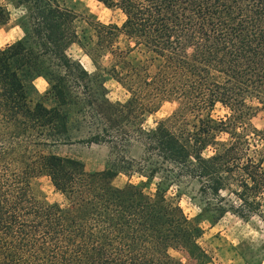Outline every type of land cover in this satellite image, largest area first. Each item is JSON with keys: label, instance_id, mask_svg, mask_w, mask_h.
Here are the masks:
<instances>
[{"label": "trees", "instance_id": "trees-1", "mask_svg": "<svg viewBox=\"0 0 264 264\" xmlns=\"http://www.w3.org/2000/svg\"><path fill=\"white\" fill-rule=\"evenodd\" d=\"M96 1L121 10L123 23L90 16L80 28L62 0L0 3V25L9 3L24 10L22 38L0 48V264H182L172 250L199 258L203 221L264 217V128L252 121L264 112V0ZM121 34L134 46L117 50ZM74 44L94 71L72 56ZM109 79L125 100L110 98ZM172 100L177 109L147 127ZM219 103L224 118L212 115ZM77 143L106 144L113 158L90 172L54 151ZM135 143L138 160L128 155ZM135 173L159 178L156 191L114 184ZM42 176L64 204L47 199ZM177 182L198 184L197 218L168 196Z\"/></svg>", "mask_w": 264, "mask_h": 264}, {"label": "rangeland", "instance_id": "rangeland-1", "mask_svg": "<svg viewBox=\"0 0 264 264\" xmlns=\"http://www.w3.org/2000/svg\"><path fill=\"white\" fill-rule=\"evenodd\" d=\"M62 1L79 14L78 25L80 28L86 25L84 20L90 16H95L105 23H115L118 25H121L124 21V14L121 10L118 8H107L96 0ZM17 26H19L17 18L15 20L11 18L9 23L0 25V48L15 42L23 36V30L20 26V32H13V29ZM132 46H134V42L126 35L121 34L117 43V50H127ZM69 51L74 58L81 60L89 71L92 72L95 70L91 59L77 44L72 45ZM141 55V52L137 49H134L131 53V57L135 59L141 57ZM111 59V55L105 56L102 60L103 65L109 66ZM35 84L42 94L46 92L48 88L46 80L39 78L35 81ZM107 86L109 88V96L112 100H125L128 97L126 91L113 79L107 81ZM250 102L257 105L255 100H251ZM47 104H50V102ZM177 107L178 102L173 100L165 101L159 110L147 116L146 126L156 127L169 117ZM229 113V109L220 103L212 111V115L215 118H224ZM150 120L151 123H149ZM252 121L258 128H264V112H259ZM54 151L81 159L85 163L86 169L90 172L105 169L113 158L110 147L106 144L98 143L64 145L56 147ZM142 153L143 147L139 143H135L128 155L138 160ZM158 181L159 178L148 180L137 173L130 177L125 174H119L114 179V184L117 186H124L128 182L141 184L147 193H153L156 191ZM36 182L50 202L64 204V197L55 190L48 177H39ZM168 196L175 199L179 204L187 196L190 198L188 201L189 207L196 206L201 208L202 206L201 197L198 193V184L196 182L190 184H181V182L174 183L169 186ZM199 214L200 212L193 219L197 218ZM254 216L259 217V220H253L252 218ZM249 224H251L252 228L261 232L262 235L253 239L248 234L249 228L247 226ZM262 225H264L263 216L255 214L250 219H242L238 215L230 212L215 224L209 221H203L201 223L202 234L198 241L202 247V252L199 258H192L182 248H174L172 253L182 264H264V226ZM228 236L239 240V243L234 244L232 240L228 239Z\"/></svg>", "mask_w": 264, "mask_h": 264}, {"label": "clouds", "instance_id": "clouds-1", "mask_svg": "<svg viewBox=\"0 0 264 264\" xmlns=\"http://www.w3.org/2000/svg\"><path fill=\"white\" fill-rule=\"evenodd\" d=\"M0 3H4V0H0ZM7 6L12 11V19L13 20H15L17 18V16L20 15V14H22L23 11H24L23 9H16L14 7V5H12L11 3H9ZM20 31H21V29L19 28V26H17L16 28L13 29V32L14 33L15 32H20ZM21 38H22V36H21ZM149 123H151V120L149 121ZM219 195L220 196H223V197H227V196H229V191L228 190H225V189H221L219 191ZM189 199H190L189 197L185 196L181 200L180 206H181L182 209H184L185 213L188 215V218L191 219L195 215H197L199 212H201L202 209L199 208V207H196V206L189 207L188 206ZM232 199L234 201H236L237 204H239V203L242 202V201H239V198L235 196V193H232ZM252 219L258 221L259 220V217H255L254 216ZM262 226H264V225H262ZM247 227L249 228V233L248 234H250L253 237V239H255L256 237H260L262 235L261 232H259L256 229L252 228L251 227V224H249ZM216 230H219V229H216ZM228 239L229 240H232V242L234 244L239 243V240L234 239L232 236H228Z\"/></svg>", "mask_w": 264, "mask_h": 264}, {"label": "crops", "instance_id": "crops-1", "mask_svg": "<svg viewBox=\"0 0 264 264\" xmlns=\"http://www.w3.org/2000/svg\"><path fill=\"white\" fill-rule=\"evenodd\" d=\"M41 78V77H40ZM39 79V78H38ZM44 79V78H43ZM45 80V79H44ZM47 82V81H46Z\"/></svg>", "mask_w": 264, "mask_h": 264}]
</instances>
